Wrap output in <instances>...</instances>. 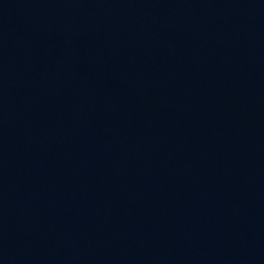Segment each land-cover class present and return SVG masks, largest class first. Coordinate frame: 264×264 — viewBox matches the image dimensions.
<instances>
[{"label": "water", "instance_id": "obj_1", "mask_svg": "<svg viewBox=\"0 0 264 264\" xmlns=\"http://www.w3.org/2000/svg\"><path fill=\"white\" fill-rule=\"evenodd\" d=\"M0 264H264V0H0Z\"/></svg>", "mask_w": 264, "mask_h": 264}]
</instances>
